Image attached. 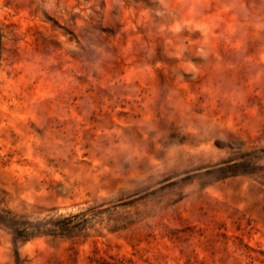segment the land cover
<instances>
[{
	"label": "rangeland",
	"instance_id": "1",
	"mask_svg": "<svg viewBox=\"0 0 264 264\" xmlns=\"http://www.w3.org/2000/svg\"><path fill=\"white\" fill-rule=\"evenodd\" d=\"M0 28V214L65 230L0 226V264H264V0H0Z\"/></svg>",
	"mask_w": 264,
	"mask_h": 264
},
{
	"label": "trees",
	"instance_id": "2",
	"mask_svg": "<svg viewBox=\"0 0 264 264\" xmlns=\"http://www.w3.org/2000/svg\"><path fill=\"white\" fill-rule=\"evenodd\" d=\"M1 38L2 34L0 28V53L3 49ZM233 166H237V164ZM229 168H231V166H221L219 169L227 170ZM236 173L238 172H234V174ZM61 223L62 222L58 221L54 216H48L47 218L37 222H26L17 220L8 215L0 214V226L10 230L15 251L18 249L19 242L28 241L37 236L63 235L65 230L59 228Z\"/></svg>",
	"mask_w": 264,
	"mask_h": 264
}]
</instances>
